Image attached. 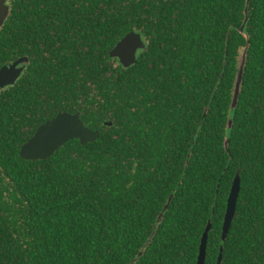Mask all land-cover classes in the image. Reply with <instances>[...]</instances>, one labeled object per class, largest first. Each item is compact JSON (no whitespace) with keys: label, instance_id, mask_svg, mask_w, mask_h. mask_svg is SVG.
<instances>
[{"label":"trees","instance_id":"1","mask_svg":"<svg viewBox=\"0 0 264 264\" xmlns=\"http://www.w3.org/2000/svg\"><path fill=\"white\" fill-rule=\"evenodd\" d=\"M6 3L0 68L27 61L0 87V264H196L208 221L205 264L221 245L220 264H264V0ZM131 31L125 67L109 51ZM64 111L98 138L21 158Z\"/></svg>","mask_w":264,"mask_h":264},{"label":"water","instance_id":"2","mask_svg":"<svg viewBox=\"0 0 264 264\" xmlns=\"http://www.w3.org/2000/svg\"><path fill=\"white\" fill-rule=\"evenodd\" d=\"M248 3V2H247ZM248 7L245 8L244 23L239 30L242 32L244 24L248 18ZM9 14V5L6 0H0V28L4 24ZM145 44L142 40L140 33L131 31L124 35L109 51L111 57L119 59L120 63L128 67L132 65L137 58V51L143 49ZM27 61L26 57H21L9 65L2 66L0 68V87H5L14 84L23 71L24 62ZM245 66V51L242 53L239 59L237 71L235 74L234 89L230 102V108L232 109L237 105L238 96L240 92V86L242 82L243 69ZM110 124V123H109ZM228 126H231V120H228ZM99 136L98 130H92L84 125L79 118L78 113L59 112L51 119L46 120L43 124L37 127L34 134L29 137L26 142L21 146L19 155L23 159L27 160H39L47 159L50 157L60 146L72 139H78L80 144H86L88 142L95 141ZM225 148H228V139L224 142ZM240 190V176L239 171L236 172L233 178L230 191L228 194L225 213L222 222V241H224L226 235L229 232L231 223L234 219L238 194ZM171 197L164 205L163 211L166 210ZM159 213L157 221L162 218V213ZM212 228L211 221L205 226L202 233L197 261L196 264H205L206 260V248L208 243V232ZM223 246L219 248V254L217 257V263L220 264L222 256Z\"/></svg>","mask_w":264,"mask_h":264},{"label":"flooded vegetation","instance_id":"3","mask_svg":"<svg viewBox=\"0 0 264 264\" xmlns=\"http://www.w3.org/2000/svg\"><path fill=\"white\" fill-rule=\"evenodd\" d=\"M137 53H138V51H137Z\"/></svg>","mask_w":264,"mask_h":264}]
</instances>
